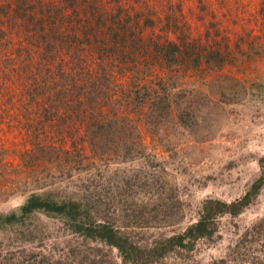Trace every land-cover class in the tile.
<instances>
[{
	"label": "rangeland",
	"instance_id": "rangeland-1",
	"mask_svg": "<svg viewBox=\"0 0 264 264\" xmlns=\"http://www.w3.org/2000/svg\"><path fill=\"white\" fill-rule=\"evenodd\" d=\"M263 158L264 0H0V214L49 193L152 246L241 198ZM261 220L264 186L151 264H264ZM31 252L125 264L44 213L0 227V263Z\"/></svg>",
	"mask_w": 264,
	"mask_h": 264
},
{
	"label": "trees",
	"instance_id": "trees-1",
	"mask_svg": "<svg viewBox=\"0 0 264 264\" xmlns=\"http://www.w3.org/2000/svg\"><path fill=\"white\" fill-rule=\"evenodd\" d=\"M174 47L176 51H180L179 46L175 45ZM198 60L199 58L195 60L196 65L199 63ZM207 62L209 61L207 60ZM261 168L260 176L241 198L231 202L217 198L207 199L203 204L200 218L196 222L190 224L184 232L158 240L152 246L142 247L112 224L93 220L88 208L81 201L73 199L58 200L49 193H31L17 210L10 213H1L0 227L25 225L26 221L37 213L60 216L69 222L75 232L92 239H99L117 248L125 264H151L177 248L192 250L199 239L212 237L218 229L217 220L220 216L240 214L245 207L250 205L264 186V158L261 159ZM261 223H264V220L259 222V224ZM263 228L264 224L261 225V233ZM252 235L253 233L250 234V232L245 233V237H251ZM244 241H246V238H243L237 246L239 247ZM1 258L7 259V256ZM53 261L44 255L31 252L22 255L14 264H63L61 261Z\"/></svg>",
	"mask_w": 264,
	"mask_h": 264
}]
</instances>
